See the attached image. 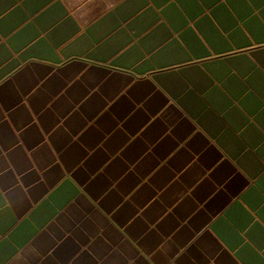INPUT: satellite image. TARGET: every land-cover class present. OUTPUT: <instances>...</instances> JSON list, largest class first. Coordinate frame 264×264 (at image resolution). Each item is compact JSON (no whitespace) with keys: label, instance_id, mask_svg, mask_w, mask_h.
Segmentation results:
<instances>
[{"label":"crops","instance_id":"1","mask_svg":"<svg viewBox=\"0 0 264 264\" xmlns=\"http://www.w3.org/2000/svg\"><path fill=\"white\" fill-rule=\"evenodd\" d=\"M0 264H264V0H0Z\"/></svg>","mask_w":264,"mask_h":264}]
</instances>
